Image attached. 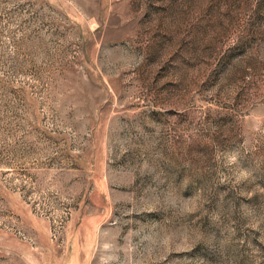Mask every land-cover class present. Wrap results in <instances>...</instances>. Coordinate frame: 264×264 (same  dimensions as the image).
<instances>
[{"label":"rangeland","instance_id":"rangeland-1","mask_svg":"<svg viewBox=\"0 0 264 264\" xmlns=\"http://www.w3.org/2000/svg\"><path fill=\"white\" fill-rule=\"evenodd\" d=\"M0 264H264V0H0Z\"/></svg>","mask_w":264,"mask_h":264}]
</instances>
